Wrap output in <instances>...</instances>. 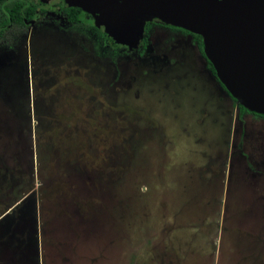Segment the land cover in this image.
<instances>
[{
	"label": "rangeland",
	"instance_id": "1",
	"mask_svg": "<svg viewBox=\"0 0 264 264\" xmlns=\"http://www.w3.org/2000/svg\"><path fill=\"white\" fill-rule=\"evenodd\" d=\"M146 43L112 63L49 22L0 49V215L27 196L2 264H264V118L190 37Z\"/></svg>",
	"mask_w": 264,
	"mask_h": 264
},
{
	"label": "water",
	"instance_id": "2",
	"mask_svg": "<svg viewBox=\"0 0 264 264\" xmlns=\"http://www.w3.org/2000/svg\"><path fill=\"white\" fill-rule=\"evenodd\" d=\"M68 5L92 15L96 28L129 49L137 48L145 23L152 20L200 36L205 57L228 94L264 117V0H69Z\"/></svg>",
	"mask_w": 264,
	"mask_h": 264
},
{
	"label": "trees",
	"instance_id": "3",
	"mask_svg": "<svg viewBox=\"0 0 264 264\" xmlns=\"http://www.w3.org/2000/svg\"><path fill=\"white\" fill-rule=\"evenodd\" d=\"M37 8H42V5L35 3L33 0H0V48L12 50L16 43L26 38L30 27L29 21L34 20V10ZM63 11L66 13L69 20L68 29L72 32L81 34L90 41L91 52L95 57L115 63L117 58L127 54L126 48L117 46L114 42H110L107 35L94 26L92 19L89 18L87 13L83 12L79 8H73L67 5H65ZM172 29L190 35L193 38V42L196 44L200 54L204 57L202 38L200 36L190 34L181 29ZM145 45L146 44L144 42L143 49H145ZM205 61L212 76L215 78L222 90L228 94L216 78L212 64L206 59ZM239 109L240 114L247 111L242 106H239Z\"/></svg>",
	"mask_w": 264,
	"mask_h": 264
},
{
	"label": "flooded vegetation",
	"instance_id": "4",
	"mask_svg": "<svg viewBox=\"0 0 264 264\" xmlns=\"http://www.w3.org/2000/svg\"><path fill=\"white\" fill-rule=\"evenodd\" d=\"M35 3H38V4H41L42 5V8H37V9H35L34 10V13H35V18H34V20H32V21H29V25H30V27H29V32H28V35L26 36V38L25 39H22V40H26L27 39V37L30 35V29H31V27H33L34 25H38V24H41V23H49V22H54V23H56L57 25H58V27H60L62 30H66V31H71V30H69L68 29V27H69V20H68V18H67V15H66V13L63 11V9H64V7H65V5H67V6H69L68 4H69V0H60V1H57V2H55V1H52V2H49V3H47V4H44V3H42V2H40L39 0H33ZM69 7H73V6H69ZM73 8H77V7H73ZM87 15L89 16V18H91L92 19V21H93V24H94V20H93V16L92 15H90V14H88L87 13ZM63 20V22H61ZM62 23V24H61ZM150 26H159V27H163V28H166V29H169L170 31H173V32H179V33H181V34H183V35H185V36H188V37H190L191 39H192V42H193V38L190 36V35H187V34H184V33H182V32H180V31H177V30H173L172 28H177V29H181V28H178V27H174V26H170V25H167V24H164V23H162V22H160V21H158V20H152V21H148V22H146L145 23V25H144V29H143V33H142V38H141V40L139 41V43H138V46H137V48H135V49H129V48H127V47H125V46H122V45H118V44H116L115 43V45H117V46H121V47H124V48H126V50H127V53H128V51L129 50H131V51H143V50H145L146 48H147V43H146V37H147V33H148V30H149V27ZM172 27V28H171ZM98 30H100V31H102V32H104V29L101 27V28H97ZM181 30H183V29H181ZM184 31H186V30H184ZM186 32H188V31H186ZM105 33V32H104ZM188 33H190V32H188ZM190 34H193V33H190ZM193 35H196V34H193ZM108 37V36H107ZM86 38V37H85ZM109 38V37H108ZM87 39V38H86ZM110 39V38H109ZM22 40H20L18 43H16L15 44V46L17 45V44H19ZM144 42H145V49H143V45H144ZM193 44L195 45V47H196V49H197V51H198V53H199V55L203 58V60H204V62H205V67H206V69L208 70V72L211 74V72L209 71V69L207 68V65H206V61H205V59H206V57H205V54H204V51H203V54H204V57L200 54V52H199V50H198V48H197V46H196V44L193 42ZM15 46H14V48H15ZM13 48V49H14ZM0 49H4V48H0ZM12 49V50H13ZM202 49H203V40H202ZM5 50H8V51H11V49H5ZM205 58V59H204ZM207 60V59H206ZM214 69V68H213ZM216 74V73H215ZM211 76H212V74H211ZM213 77V76H212ZM214 78V77H213ZM217 78V77H216ZM215 79V78H214ZM222 85V84H221ZM223 86V85H222ZM224 87V86H223ZM226 90V89H225ZM228 95V94H227ZM229 96V95H228ZM230 97V96H229ZM236 102V101H235ZM238 106H240V105H238ZM239 111H240V109H239ZM249 112V111H248ZM250 113H252V112H250ZM253 115H258V114H255V113H252ZM258 116H260V117H262L261 115H258ZM264 118V117H263ZM3 240V239H2ZM0 242H2V241H0ZM2 244V243H1ZM1 244H0V246H1ZM0 251H1V249H0ZM1 253L2 252H0V264H2V255H1ZM4 263V262H3Z\"/></svg>",
	"mask_w": 264,
	"mask_h": 264
}]
</instances>
